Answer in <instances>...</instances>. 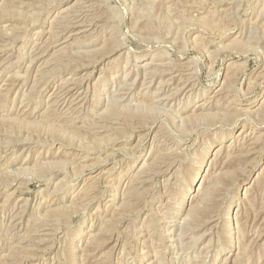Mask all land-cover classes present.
<instances>
[{
	"label": "rangeland",
	"instance_id": "obj_1",
	"mask_svg": "<svg viewBox=\"0 0 264 264\" xmlns=\"http://www.w3.org/2000/svg\"><path fill=\"white\" fill-rule=\"evenodd\" d=\"M0 264H264V0H0Z\"/></svg>",
	"mask_w": 264,
	"mask_h": 264
},
{
	"label": "bare ground",
	"instance_id": "obj_2",
	"mask_svg": "<svg viewBox=\"0 0 264 264\" xmlns=\"http://www.w3.org/2000/svg\"><path fill=\"white\" fill-rule=\"evenodd\" d=\"M72 22V21H71ZM76 23V22H75ZM74 24V23H73ZM79 25V24H78ZM72 26V25H71ZM82 28V27H81ZM80 28V30L82 31V29ZM72 29V28H71ZM76 29V28H75ZM70 30V29H69ZM73 30V29H72ZM77 30V32L79 31L78 29H76ZM76 30H74V32L76 31ZM71 32H73V31H71ZM76 32V33H77ZM67 34H70V33H68L67 32ZM74 36V35H73ZM78 36V35H77ZM64 37V36H63ZM72 37V36H71ZM62 38V37H61ZM60 38V39H61ZM74 38V37H73ZM72 38V39H73ZM67 39V38H66ZM77 39V41H78V39H79V37L78 38H76ZM59 40V39H58ZM58 40L56 41V42H58ZM65 40V39H64ZM74 40V39H73ZM63 41V40H62ZM75 41V40H74ZM77 41H75V42H77ZM59 43V42H58ZM78 43H80L79 41H78ZM60 44H62V43H60ZM43 52V51H42ZM41 52V53H42ZM162 64L160 63V64H153V63H150L149 65H147L146 67H145V74H146V72L152 77V76H154V75H157V72H156V70H159L160 71V66H161ZM162 68V67H161ZM162 71V70H161ZM147 74V75H148ZM150 76H148V77H150ZM71 83V82H70ZM126 85H128V86H126V87H124L123 89L124 90H128L129 88H130V85L131 84H126ZM129 87V88H128ZM67 88V87H66ZM160 94V92L159 91H157L156 92V94ZM81 95V94H80ZM161 95V94H160ZM160 95H154L153 97H154V102L157 104L158 102H161L162 100H165L164 98H163V96H161L160 97ZM77 100V99H76ZM151 100H153V98L151 99ZM74 102V101H73ZM163 103V102H162ZM152 107V106H151ZM255 139H256V137H255ZM250 140V139H249ZM252 141H255L254 139L253 140H251V142L250 141H248L249 143H248V145H247V147H248V150H251V149H253L254 147H255V142H252ZM247 143V142H246ZM203 184H206V183H203ZM209 185H211V184H207V187L209 186ZM212 186H213V184H212ZM207 187L204 185V186H202V184L200 185V186H198L197 187V191H199V190H201V191H204V193L203 194H201L202 196H205L207 193V191H208V189H207ZM212 190V189H211ZM211 193V192H210ZM211 195V194H210ZM202 196H201V198L199 199V200H201L202 199ZM207 196L208 195H206V197L205 198H207ZM210 197H212V196H210ZM208 199V198H207ZM209 199H211V198H209ZM205 200V199H204ZM199 203V202H198ZM197 203V204H198ZM205 203H207V200L205 201ZM204 203V204H205ZM196 204V205H197ZM199 205V204H198ZM199 207H200V205H199ZM201 207H202V205H201ZM195 210H193L194 212H196V211H198V209L197 208H195V207H193ZM200 209V208H199ZM191 213V212H190ZM195 214V213H194ZM193 214V215H194ZM211 217V216H210Z\"/></svg>",
	"mask_w": 264,
	"mask_h": 264
}]
</instances>
